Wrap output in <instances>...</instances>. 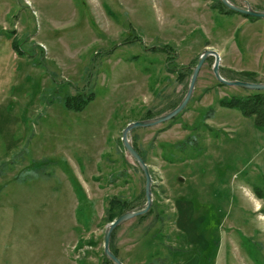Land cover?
I'll return each instance as SVG.
<instances>
[{"label": "rangeland", "instance_id": "obj_1", "mask_svg": "<svg viewBox=\"0 0 264 264\" xmlns=\"http://www.w3.org/2000/svg\"><path fill=\"white\" fill-rule=\"evenodd\" d=\"M218 1L0 0V264H110L109 203L146 204L125 128L173 111L206 50L226 80L264 83V19ZM214 63L177 118L129 133L153 205L113 232L124 264H264V128L218 104L256 91L220 86ZM77 95L92 100L72 111Z\"/></svg>", "mask_w": 264, "mask_h": 264}, {"label": "water", "instance_id": "obj_2", "mask_svg": "<svg viewBox=\"0 0 264 264\" xmlns=\"http://www.w3.org/2000/svg\"><path fill=\"white\" fill-rule=\"evenodd\" d=\"M221 2L230 10L241 14L243 16L258 18V19H264V11H258L252 9L249 5L247 7H240L230 2V0H221ZM209 57L215 58V63L213 65V72L215 74V77L217 80L226 86H237L244 89L254 90V91H264V83H253V82H244V81H229L226 80L220 73V62L221 57L218 52L214 50H206L204 53L200 56L197 66L194 69L189 90L185 96V98L182 100V102L170 113L160 116L155 119L140 121L137 123L129 124L122 134V141L125 149L129 152V154L133 157V159L138 163L140 168L142 169L145 178H146V188H145V197H146V204L143 208L134 211H128L124 214L120 215L115 221H113L106 229L105 232V242H104V252L105 255L109 260H111L114 264H124L112 251L110 248L111 240H112V234L116 228L121 226L123 223L132 220L136 217L143 216L147 214L153 205V191H152V176L150 174V169L148 165L146 164L145 160L142 158L138 150L134 147L133 143L131 142L129 138V133L134 130L135 128H149L154 127L157 125H160L162 123L168 122L170 120H173L176 118L179 114H181L187 107L188 103L193 97L196 84L198 81L199 74L201 72V69L206 62V60Z\"/></svg>", "mask_w": 264, "mask_h": 264}, {"label": "trees", "instance_id": "obj_3", "mask_svg": "<svg viewBox=\"0 0 264 264\" xmlns=\"http://www.w3.org/2000/svg\"><path fill=\"white\" fill-rule=\"evenodd\" d=\"M217 3L222 8H224V9L226 8L225 6H223L221 4V2L218 1ZM231 12L236 13L232 10H231ZM244 17L248 18L252 21L259 20L258 18H253V17H248V16H244ZM160 51L163 53H166L168 55L167 56V65H168V69H170L171 68L170 66L174 65L176 60H177V58L175 56H172L174 53L173 48L171 46H166V48H163ZM242 75H243L242 77L244 78L243 80H245V81L249 80V82H254V79H255L254 73L245 72ZM219 85L224 86L221 83H219ZM91 100H92L91 97L89 99L85 100V99H83L82 95H77V96L69 97L66 100V105H67L68 109H70L72 111H81L85 108V106L87 104L90 103ZM218 104L221 108L237 110L246 118H254L255 126L259 129L264 128V91H256V92H254L253 95L244 96V97L243 96L224 97L218 101ZM150 119H153V118L148 117V120H150ZM109 204H110L109 205L110 207L108 208V220H109V222L115 221L120 215L124 214L127 211L132 210V207H130V205L128 203H126V202L124 203L120 199H112V201ZM151 213H152V211H150V214ZM147 217H148L147 215L141 216L139 218V220H145ZM153 237L155 239L161 240V239H165L166 235L163 234L160 230L157 233H155ZM113 238H114V234H112V241H113ZM111 251L119 258L118 251L113 247L112 244H111ZM105 258H106L108 263L114 264L106 256H105ZM157 258H158V256L155 257V255L150 256L147 264H153L151 262L152 259L157 260Z\"/></svg>", "mask_w": 264, "mask_h": 264}]
</instances>
